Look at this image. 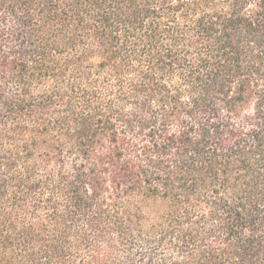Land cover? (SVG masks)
<instances>
[{"label": "trees", "instance_id": "trees-1", "mask_svg": "<svg viewBox=\"0 0 264 264\" xmlns=\"http://www.w3.org/2000/svg\"><path fill=\"white\" fill-rule=\"evenodd\" d=\"M0 264H264V0H0Z\"/></svg>", "mask_w": 264, "mask_h": 264}]
</instances>
